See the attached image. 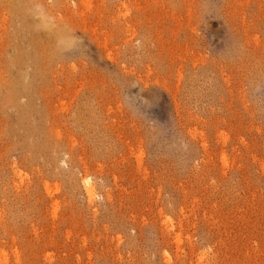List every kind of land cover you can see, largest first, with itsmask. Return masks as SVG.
Segmentation results:
<instances>
[{
  "label": "rangeland",
  "instance_id": "obj_1",
  "mask_svg": "<svg viewBox=\"0 0 264 264\" xmlns=\"http://www.w3.org/2000/svg\"><path fill=\"white\" fill-rule=\"evenodd\" d=\"M0 264H264V0H0Z\"/></svg>",
  "mask_w": 264,
  "mask_h": 264
},
{
  "label": "bare ground",
  "instance_id": "obj_2",
  "mask_svg": "<svg viewBox=\"0 0 264 264\" xmlns=\"http://www.w3.org/2000/svg\"><path fill=\"white\" fill-rule=\"evenodd\" d=\"M90 181L91 180L89 178H86L84 180V185L86 187V191H87V194H88L89 198L93 199L95 197V192H94V188H93V186H92Z\"/></svg>",
  "mask_w": 264,
  "mask_h": 264
}]
</instances>
